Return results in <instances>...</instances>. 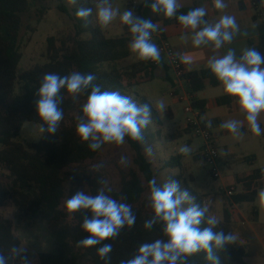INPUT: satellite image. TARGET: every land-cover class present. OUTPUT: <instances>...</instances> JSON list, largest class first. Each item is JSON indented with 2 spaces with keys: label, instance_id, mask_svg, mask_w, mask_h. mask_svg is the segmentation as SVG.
Listing matches in <instances>:
<instances>
[{
  "label": "trees",
  "instance_id": "trees-1",
  "mask_svg": "<svg viewBox=\"0 0 264 264\" xmlns=\"http://www.w3.org/2000/svg\"><path fill=\"white\" fill-rule=\"evenodd\" d=\"M31 1L37 6L39 4L42 11L44 10L42 4L46 0ZM255 3L254 20L257 23L259 38L257 43H250V47L264 54V7L258 9L259 0H255ZM82 6L93 8V12L95 11V6L87 0L78 1L73 17H70L76 22L75 35L60 41L54 37L49 38L48 64L19 74L18 67L23 57L20 49V34L23 17L30 11L29 0H0V168L9 173V183L0 182V208L12 204L17 210V218L27 231L34 232L35 224L40 223L51 238L58 240V249L52 253L38 254L34 259L36 264H80L85 259L91 264H105L97 254V249L101 245L89 248L77 246L78 241L88 235L81 228L83 215L80 212L69 215L62 209L63 201L77 191L96 195L100 188L105 189V185L98 182L100 176L91 177L84 166L86 162L96 159L106 144L95 152L89 150L87 142L81 143L77 136V123L71 117L78 112L82 115L80 101L86 100L87 93L73 102L66 90H61V95L64 97L61 105L64 118L57 133L55 135L43 133L41 142L29 147L17 142L25 123L36 125L42 123L35 112L34 104L37 98L35 93L42 77L47 73H56L60 76L69 75L74 71L82 74L91 73L97 78L94 83L102 90L119 91L124 95V90L129 91L140 74L145 73V76H149L147 72L155 67L150 62H146L134 64L129 69H120L117 64L131 56L129 40L124 37L108 38L102 29L92 25V16L89 17L90 23L84 26V21L75 16V12ZM129 8L133 9L137 16L151 19L157 24L164 18L153 14L143 3L138 8L130 4ZM194 8L179 9L177 15L186 14ZM58 10L67 13L62 5ZM165 23L180 25L175 18L166 19ZM188 79L190 80L188 92L193 95L204 90L206 81H209L213 87L218 86L217 79L208 70L189 73ZM230 101V97H224L218 99L217 104L223 106ZM138 103L148 104L151 108L152 122L161 125L158 113L148 100L141 99ZM194 105L201 110L203 116L205 103L195 100ZM167 115L169 116V113ZM69 121L72 123L71 126L67 124ZM202 126L208 129L204 123ZM192 133L194 131L191 128H186L185 134ZM262 136L264 137V132ZM126 138L135 152V168L122 174L119 191L105 189V194L131 205L136 221L131 229L125 227L115 240L103 242L112 244L109 264H120L121 260L131 259L141 244L163 238L160 225H155L152 230L143 227L144 222L150 219L153 213L147 212L143 202L146 188L141 177H144L147 185L151 179H156L152 163L143 153L140 143ZM168 170H179L180 175L170 180L178 181L180 186L184 183L181 190H187L195 197L197 204L205 206V197L192 190L182 175L181 156L171 158L164 163L161 171ZM261 179H263L261 169H258L246 179L239 181L244 184L246 193L230 198L232 199L230 207L232 204L254 203L257 192L253 187ZM206 215L210 216L209 211ZM199 227L203 229L207 224L202 223ZM220 230L225 234H232L229 209L224 210L223 222H219L214 229V231ZM13 246L21 247V240L16 236L12 222L0 219V253L5 257H12L8 260V264H24V257L27 258L28 264L33 262L32 257L25 252L20 258L13 257L11 253ZM216 255L220 258V264H245V249L237 246L236 243L229 245L224 251H217ZM187 264H211V262L205 259V253L200 252L190 256Z\"/></svg>",
  "mask_w": 264,
  "mask_h": 264
},
{
  "label": "clouds",
  "instance_id": "clouds-1",
  "mask_svg": "<svg viewBox=\"0 0 264 264\" xmlns=\"http://www.w3.org/2000/svg\"><path fill=\"white\" fill-rule=\"evenodd\" d=\"M145 7H149L155 15L166 19L175 18L184 30L192 33V45L199 48L209 47L213 52L230 45L240 34V27L232 15H222L216 22L205 19L207 9L203 6L189 10L186 14L177 15L182 7L179 0H138ZM264 2V0H262ZM75 5L77 0H68ZM214 8L223 11L228 7L225 0H213ZM96 21L101 28L110 25L117 17L123 25L128 26L131 34L129 50L140 61L151 60L162 67L161 51L152 41V34L163 31L159 24L151 19L137 16L133 9L121 12L113 7L111 0H96ZM93 8L80 7L75 16L84 21L87 26ZM246 35V33H244ZM182 64H191L192 58L183 53H176ZM211 74L220 82L226 95L233 98L243 120L231 119L220 124V128L228 130L234 137L243 135L242 128L247 123L249 131L255 136L264 132L258 118L264 113V54L256 48L246 47L237 57L234 49L229 48L226 54L212 55L207 61ZM94 74H82L74 71L69 75L60 76L47 73L42 77L40 86L35 93V112L42 121L40 132L55 135L64 118L61 107L64 97L61 90H66L75 102L82 94L86 100L81 106L82 115L78 117L76 134L81 143L87 142L89 150L95 152L105 144L122 145L125 137L144 145V131L151 121V108L148 104L137 103L132 97L122 95L119 91L102 90L94 83ZM90 89V93H89ZM152 105V104H151ZM153 106V105H152ZM158 112L166 111L163 99L155 105ZM206 126L211 128L208 120ZM144 152L152 154V147H145ZM181 154L187 155L191 149L182 146ZM127 162V157H121L120 163ZM97 169L103 164L96 165ZM264 177V169H261ZM107 185V180H99ZM147 197L153 215L144 222L146 230H152L160 225L163 238L151 243L141 244L131 259L121 260L120 264H187L190 256L203 252L205 259L211 264H220L217 251H224L233 245L237 239L234 234L224 231H214L219 221L207 216L209 209L195 202V197L187 190H181L178 181H165L160 184L155 178L148 184ZM111 191V189H108ZM258 207L264 210V189L257 193ZM65 209L69 214L80 212L83 215L82 230L88 235L78 241V247L89 248L101 245L97 254L105 264L110 262L111 243L121 231L135 225L136 216L131 205L120 202L105 194L102 187L96 195H89L85 191H77L65 201ZM206 223L207 227L199 226ZM23 247L13 246V257H21ZM12 257H5L0 253V264H8ZM28 264L27 258H23Z\"/></svg>",
  "mask_w": 264,
  "mask_h": 264
},
{
  "label": "rangeland",
  "instance_id": "rangeland-1",
  "mask_svg": "<svg viewBox=\"0 0 264 264\" xmlns=\"http://www.w3.org/2000/svg\"><path fill=\"white\" fill-rule=\"evenodd\" d=\"M78 1L75 5H72L68 3V0H61L60 2L58 0H46L42 4L45 7L42 11L39 4L37 6L29 0L30 11L23 17V28L20 34V49L23 57L18 67L19 74L37 66L48 64L47 48L49 38L54 37L60 41L75 35L76 22L70 17H73V11L78 6ZM87 1L95 6L96 0ZM111 2L113 7H118L121 12L128 9L130 4H133L135 8L142 4L138 0H111ZM261 4L264 7V2ZM60 5L65 7L67 13L64 14L58 10ZM40 11H42V14ZM92 18V25L98 26L95 11ZM101 29L109 32L110 38L113 39L122 38L125 33L124 25L120 22L119 17L107 27ZM134 62H140L135 55L128 60L119 62L117 66L120 69H129L136 64ZM169 75L172 76V73L169 72ZM141 78L145 81L138 83L136 81L129 91L124 90V95L132 97L137 103L141 99H146L153 105L154 109L158 100L163 99L166 104L165 112H158L155 109L162 125L152 122L144 131L146 143L141 144L143 153L152 163V170L157 182L162 184L165 181H171L172 177L180 175L179 170L161 171V167L171 158L181 156L183 163L182 175L188 186L199 195L206 196L205 206L208 207L210 216L215 217L219 222H223L224 210H230V203H232V199L226 196V191L235 185L234 179L247 174L249 171L264 169V137L262 134L260 136L252 134L247 125L242 128L243 135L240 138H236L228 130L220 128V125L208 127L215 138L219 155L218 170L220 178L214 179L211 168L206 165L201 155L204 139L194 133L185 134V104L179 102L178 97L174 94V88L161 79L147 80L146 76H141ZM16 91L18 94V87ZM84 102L80 101L81 106ZM169 111L172 112L173 118L167 115ZM79 116V112L71 116L77 124ZM67 124L71 126L72 123L69 121ZM42 138L43 133L40 132V125L25 123L17 142L29 147L32 144L40 143ZM182 146L189 147L191 152L187 155L181 154L179 149ZM145 147H152L151 155L144 152ZM122 156L127 157V162L124 164L120 163ZM134 159L135 152L129 140L125 137V142L122 145L106 144L97 158L86 162L84 167L91 177L100 176V180H107L106 190L119 191L121 189L122 174H126L135 168ZM100 164H103V167L97 169L95 166ZM8 177L9 173L0 168V182L8 184ZM141 178L146 188L143 202L147 212L153 213L147 200L150 190L144 177ZM182 185L184 186V183ZM182 185L180 186L181 189H183ZM260 189H264V183L260 185ZM243 191L241 186H237L235 195H240ZM65 201H63L62 209L68 213L64 206ZM236 209L238 213L232 214V225L241 226L244 223V227L255 229L259 240L262 241L264 239V210L259 209L258 201L256 200L254 204H239ZM253 211H257L258 215L254 216ZM0 219L12 222L14 232L21 240V247L33 259L30 264H36L34 259L38 254L52 253L58 249V240L51 238L42 224H35L34 232L27 231L24 224L17 218V210L12 204L0 208ZM80 264H91V262L85 259Z\"/></svg>",
  "mask_w": 264,
  "mask_h": 264
},
{
  "label": "crops",
  "instance_id": "crops-1",
  "mask_svg": "<svg viewBox=\"0 0 264 264\" xmlns=\"http://www.w3.org/2000/svg\"><path fill=\"white\" fill-rule=\"evenodd\" d=\"M179 2L182 5L180 9L194 8V7L196 8L201 6L205 7L207 9V15L205 19L208 20L209 22H216L220 18V16L225 14L232 15L236 18V21L240 27V34H238L234 38L233 42L230 45H226L225 47L217 50V52L214 53L213 50L209 47H205V46H201L199 48L193 47L192 33L190 31L184 30L181 25L175 23L166 24L165 23L166 18H163L158 24L160 28L163 29L164 35L167 41L169 42V44L177 53H183L192 58L191 64H186L189 73H199L207 70L210 71V69H208L207 67V61L214 54L222 56L226 54L229 48H232L235 50L237 57H239L242 53V49L246 47H250V43H257L259 38V33L257 29V23L254 20L256 15V9L251 6L249 1L225 0V3L228 5V7L223 11L214 8L213 0H179ZM261 3L262 0H259L258 9H261L263 7ZM96 27H99L101 29L99 25ZM124 30L125 33L123 37L128 39L130 43L131 34L126 29L125 26H124ZM103 32L108 38H110L109 32L107 31H103ZM244 33H246V35ZM133 55L134 54L131 53L130 58L133 57ZM146 62H151V60L134 62V63L139 64ZM161 63H162V67L155 66L149 69V71L147 72L149 76H146L147 80L161 79L165 82H168L174 88L173 86L174 74L170 69L167 60L162 56H161ZM169 72L172 73V76L169 75ZM141 76H145V73H142L138 76V79L136 80L137 83L145 81L144 79L141 78ZM136 81L134 83H136ZM224 97H230V96L224 93L223 87L219 81H218V86L216 87H213L209 81H206L204 90L200 93L194 94L195 100L205 103L206 108L202 116L205 125L208 120H211L212 125H220L221 123L231 119L243 120V116H241L239 113L238 105L234 103L232 97H230L231 101L227 105L219 106L217 104V100ZM169 116L173 118V114L171 111H169ZM258 120L261 127L263 128L264 126L262 125H264V113L260 115ZM244 125H247V123L245 122ZM253 171L255 170L249 171L247 174L234 179V183H235L234 186L236 188L237 186H241L243 188L244 191L242 194L246 193V189L244 184L239 183V181L249 177ZM263 183H264V177L263 179L258 181L257 185L253 187V190H255L258 193L260 185H262ZM204 197L206 198L205 195ZM254 203H246V204H254ZM236 207H237L236 204H232V206L230 207L231 232L237 237L235 241L237 246H241L245 249L246 252L245 264H264V239L260 241L256 230L252 228L244 227L245 225L244 223H242L241 226L232 225L233 224L232 214L235 215L238 213ZM253 215L257 216L258 215L257 211H253Z\"/></svg>",
  "mask_w": 264,
  "mask_h": 264
},
{
  "label": "built area",
  "instance_id": "built-area-1",
  "mask_svg": "<svg viewBox=\"0 0 264 264\" xmlns=\"http://www.w3.org/2000/svg\"><path fill=\"white\" fill-rule=\"evenodd\" d=\"M249 1L251 6L254 8L256 6L255 0H243ZM128 30V26L124 25ZM162 29V28H161ZM129 31V30H128ZM152 41L159 47L161 51V56L164 57L170 69L174 74V94L178 97L179 102L184 103V113L186 116V128H191L194 134L198 137L204 139V147L201 151L202 158L207 166L211 168V174L214 179H219L220 174L218 170V150L215 144V138L210 133L208 129L203 128V119L201 110L195 107L194 95L188 92V87L190 85V80L188 79L189 72L187 70L186 64H182L180 60L175 55L177 52L172 48V46L167 41L164 31H157L152 34ZM151 65L157 66L152 61ZM181 92V94H179ZM236 187L232 186L227 189L226 196L232 198L235 196Z\"/></svg>",
  "mask_w": 264,
  "mask_h": 264
}]
</instances>
